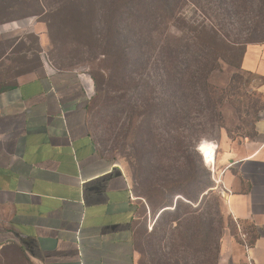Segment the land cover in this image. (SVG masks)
Returning a JSON list of instances; mask_svg holds the SVG:
<instances>
[{
	"label": "rangeland",
	"instance_id": "rangeland-1",
	"mask_svg": "<svg viewBox=\"0 0 264 264\" xmlns=\"http://www.w3.org/2000/svg\"><path fill=\"white\" fill-rule=\"evenodd\" d=\"M65 1L37 0L41 3L37 5L36 0H0V92L37 75L44 63L54 70L88 74L94 85L88 126L100 152L126 175L136 203L134 264H217L221 239L231 235L241 240L245 228L227 212L217 193L197 208L198 204L189 209L181 201L174 217L190 210H195L191 212L195 217L179 226L169 211L159 218L157 214L162 201L167 203L182 190L184 179L192 181L191 195L199 203L205 169L213 178L220 160L239 155L255 136L264 106L258 89L261 80L243 71L240 59L246 45L264 41V0H188L180 8L178 15L185 21L177 22L179 29L192 35L197 27L211 25L233 45L211 64L206 84L211 104L202 100L182 104L188 123L180 128L171 123L178 97L172 95L171 82L162 86L163 67L157 61V47L167 30L151 32L152 43L143 39L142 60L123 71H127L123 82L111 79L110 60L101 52L105 35L101 26L90 33L96 35V43L87 44L78 39L85 30L69 23L64 12L52 18V11ZM51 20L55 22L50 29ZM96 73L102 75L100 95ZM203 142L216 147L212 166L204 165L198 152ZM170 185L175 187L172 193Z\"/></svg>",
	"mask_w": 264,
	"mask_h": 264
},
{
	"label": "crops",
	"instance_id": "crops-1",
	"mask_svg": "<svg viewBox=\"0 0 264 264\" xmlns=\"http://www.w3.org/2000/svg\"><path fill=\"white\" fill-rule=\"evenodd\" d=\"M241 68L264 97V41ZM79 75L44 63L0 92V264H134L136 203L91 134ZM254 131L213 177L247 235L224 236L217 264H264V108Z\"/></svg>",
	"mask_w": 264,
	"mask_h": 264
},
{
	"label": "trees",
	"instance_id": "trees-1",
	"mask_svg": "<svg viewBox=\"0 0 264 264\" xmlns=\"http://www.w3.org/2000/svg\"><path fill=\"white\" fill-rule=\"evenodd\" d=\"M187 2L188 0H66L52 11V18L54 19L56 15L64 12L69 17V23H75L86 31L78 39L87 44L96 41V35H90V33L97 25L101 26L105 34L102 39L101 52L110 60L112 67L110 77L122 82L124 73L127 72L123 71L128 66L131 67L133 63L142 60L140 49L143 48L141 45L142 41L144 42L143 39L148 38V43H152L151 32L167 30L166 36L160 39V44L157 47L159 55L157 61L163 67L162 86L165 81L171 82L173 84L172 95L178 97L176 101L178 110L171 116V123L174 127L180 128L187 126L188 123V113L183 110L182 104L191 101L195 104L200 100L202 103H210V93L206 90V84L211 64L213 65L216 59H220L218 53H228L233 50V45L218 35L211 25H202L203 23H201L202 26L197 27L196 32L192 35L177 27L178 21L183 23L185 21V17L183 20L178 12ZM37 5H41V3L37 2ZM54 22L55 20L50 21V29ZM62 22L68 23L67 21ZM50 36H52V31ZM244 49L241 53L240 67ZM193 64L195 69L194 67V70L189 69ZM166 66L168 70L165 69ZM101 77L102 75L98 73L93 75L97 87L96 95L101 93L100 86L103 85ZM115 85L113 83L110 86L111 92L118 91ZM195 86H202V88L197 90ZM205 179L199 203L198 199L191 195L193 190L190 189V182L192 181L189 179L182 180V190L180 191L174 192L175 187L170 185L168 190L171 193L174 192V195H171V200L167 203L162 201L157 214L158 218L169 211L173 215L172 222L178 226L180 222L193 219L195 215L191 212L195 210H190L181 216L174 217V214L181 201H185L190 209L192 205L198 204L195 208L199 207L213 193L220 196L208 169H205ZM174 198L175 204H173ZM146 199L151 206L149 198Z\"/></svg>",
	"mask_w": 264,
	"mask_h": 264
},
{
	"label": "bare ground",
	"instance_id": "bare-ground-1",
	"mask_svg": "<svg viewBox=\"0 0 264 264\" xmlns=\"http://www.w3.org/2000/svg\"><path fill=\"white\" fill-rule=\"evenodd\" d=\"M198 152L201 155V159L206 166H212L215 164V154L216 147L215 145H210L206 142H203L198 147Z\"/></svg>",
	"mask_w": 264,
	"mask_h": 264
},
{
	"label": "water",
	"instance_id": "water-1",
	"mask_svg": "<svg viewBox=\"0 0 264 264\" xmlns=\"http://www.w3.org/2000/svg\"><path fill=\"white\" fill-rule=\"evenodd\" d=\"M79 80L88 98H92L94 95V85L91 77L86 73L79 75Z\"/></svg>",
	"mask_w": 264,
	"mask_h": 264
},
{
	"label": "built area",
	"instance_id": "built-area-1",
	"mask_svg": "<svg viewBox=\"0 0 264 264\" xmlns=\"http://www.w3.org/2000/svg\"><path fill=\"white\" fill-rule=\"evenodd\" d=\"M89 99H91V98H89Z\"/></svg>",
	"mask_w": 264,
	"mask_h": 264
}]
</instances>
